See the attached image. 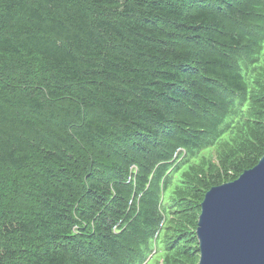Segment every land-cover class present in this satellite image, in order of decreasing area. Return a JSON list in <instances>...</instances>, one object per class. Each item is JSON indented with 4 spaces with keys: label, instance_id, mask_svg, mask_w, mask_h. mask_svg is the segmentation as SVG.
Instances as JSON below:
<instances>
[{
    "label": "trees",
    "instance_id": "obj_1",
    "mask_svg": "<svg viewBox=\"0 0 264 264\" xmlns=\"http://www.w3.org/2000/svg\"><path fill=\"white\" fill-rule=\"evenodd\" d=\"M214 151L264 156V0H0V264H198Z\"/></svg>",
    "mask_w": 264,
    "mask_h": 264
},
{
    "label": "water",
    "instance_id": "obj_2",
    "mask_svg": "<svg viewBox=\"0 0 264 264\" xmlns=\"http://www.w3.org/2000/svg\"><path fill=\"white\" fill-rule=\"evenodd\" d=\"M201 204L198 264H264V156L237 180L212 187Z\"/></svg>",
    "mask_w": 264,
    "mask_h": 264
},
{
    "label": "rangeland",
    "instance_id": "obj_3",
    "mask_svg": "<svg viewBox=\"0 0 264 264\" xmlns=\"http://www.w3.org/2000/svg\"><path fill=\"white\" fill-rule=\"evenodd\" d=\"M182 153L183 154H181V155H179L178 156V153L176 154V155H174L173 156V159H172V162H171V164L172 165H174L175 167L177 166V165H179V164H181V159L183 158V157H185L187 154H186V152L183 150L182 151ZM209 158H211L212 159V163H213V165H214V171L213 172H211V170H210V168H209V164L205 161L204 162V168H205V170H206V174H207V177H208V179L211 181V182H213V180H216V181H220V182H222V184L223 183H227L229 180V178H228V175H235V173H232L231 171H227L225 168H222V166L224 165V164H222L223 163V161H224V159L221 161V155H220V153H218L217 151H214L211 155H210V157ZM232 163V162H231ZM245 168H248V167H245ZM172 172V171H171ZM170 172V173H171ZM209 185H211L210 183H209ZM172 217L174 218L175 216L174 215H172ZM175 222H177L175 219H173V224H175ZM173 224H171L170 223V227L169 228H171V229H174V225ZM197 236V235H196ZM198 239V238H197ZM154 253H155V250H154ZM153 253V254H154ZM147 261V259H145V261L144 262H146Z\"/></svg>",
    "mask_w": 264,
    "mask_h": 264
}]
</instances>
